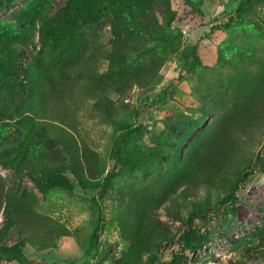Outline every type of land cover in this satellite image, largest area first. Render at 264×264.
Returning a JSON list of instances; mask_svg holds the SVG:
<instances>
[{"label":"rangeland","instance_id":"rangeland-1","mask_svg":"<svg viewBox=\"0 0 264 264\" xmlns=\"http://www.w3.org/2000/svg\"><path fill=\"white\" fill-rule=\"evenodd\" d=\"M65 2L0 0V177L16 211L0 246L25 241L0 264H264V112L229 172L186 182L195 140L254 87L264 102V3L240 15V0H97L79 17ZM20 51L36 63L30 81L7 67ZM126 125L122 164L113 145ZM42 170L73 188L40 193L30 174ZM187 228L206 236L195 253Z\"/></svg>","mask_w":264,"mask_h":264},{"label":"trees","instance_id":"trees-1","mask_svg":"<svg viewBox=\"0 0 264 264\" xmlns=\"http://www.w3.org/2000/svg\"><path fill=\"white\" fill-rule=\"evenodd\" d=\"M97 0H66L64 8L61 10V13L73 14L79 17H87L93 12V5ZM264 3V0H240L239 6L237 8V13L242 15L246 12L247 8L253 4ZM2 6H0V10ZM174 18V12H172L168 19L167 24L171 25V22ZM53 35V34H52ZM51 36V31H48L45 28L40 30V38L42 41H45ZM55 36V35H53ZM23 59V60H22ZM198 61V58H196ZM196 63V62H195ZM9 70L11 71L12 77L15 76V70L18 69L26 73L28 81L31 80L32 76L30 70L33 66H36L34 62H28L25 58L23 51L17 53L14 52L13 57H10V61L7 62ZM33 64V66H32ZM5 65V64H4ZM28 71V72H27ZM14 75V76H13ZM41 78V83L49 84L53 81L51 73L46 72L45 77ZM36 81L39 82V76L36 77ZM262 84H260L261 86ZM259 86V87H260ZM50 93V91H49ZM251 100L246 101L242 105L235 106L232 110L225 112L214 124L213 129L205 133L203 136H199L193 145L190 148V155L187 162H190V170L188 176L186 174L187 183L194 181L196 177L202 174L204 171L209 173L221 172L227 173L230 171V167L233 164L234 159L237 158L239 149L241 147V142L244 140L243 136L250 131L254 130L257 127L258 118L255 117V113L258 111L259 121L261 119V114L264 112V102L260 104L259 109L257 110L256 104L260 98H256L257 93H262V90L254 87L249 91ZM254 99V100H253ZM36 114V112H35ZM36 117V116H35ZM33 117L30 118V121L33 122ZM132 130L130 125H126L125 128L120 131L118 136L115 137L113 145V157L116 158L117 163L125 164V161L121 157V145ZM194 131V127L188 126L186 128L180 129L178 133L179 143L177 144L180 147V144L188 141L190 136ZM2 164L5 167H12V163L8 161H3ZM260 169L264 170V162L259 164ZM247 173L244 172L236 182L243 181L247 177ZM110 174L103 180L99 185V199H102L105 195L106 185L108 184ZM190 177V178H189ZM30 179L34 183L37 190L44 194L49 189L54 187H61L66 190L73 188V183L71 180L63 174H54L48 173L45 170L40 171L39 173H31ZM198 183V181H197ZM238 187V184L235 183L233 188L220 197V201L225 203L229 202L234 198L235 189ZM3 208V209H2ZM2 209V215L4 216L3 224L0 227V236L3 237L10 228L13 226L14 216L16 214L13 204L8 198H5L3 180L0 177V211ZM102 216L99 215L98 221L94 226L92 232V238L94 239L97 232L101 227ZM206 236L201 232L193 233L191 228H187L183 232L182 236V245L184 249H188L190 252L195 253L198 249L202 248L203 241ZM25 241L21 239L19 242L9 245V246H0V258H3L4 255H20L23 250ZM194 260V257L191 258ZM155 260L152 258L147 261L145 264H153ZM160 264H182L180 261H165Z\"/></svg>","mask_w":264,"mask_h":264}]
</instances>
